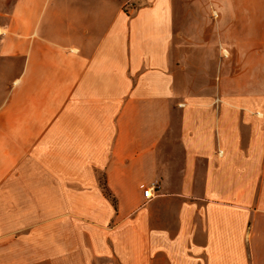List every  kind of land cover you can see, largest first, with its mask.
Returning <instances> with one entry per match:
<instances>
[{
	"label": "crops",
	"instance_id": "0c3cea01",
	"mask_svg": "<svg viewBox=\"0 0 264 264\" xmlns=\"http://www.w3.org/2000/svg\"><path fill=\"white\" fill-rule=\"evenodd\" d=\"M0 264H264V0H0Z\"/></svg>",
	"mask_w": 264,
	"mask_h": 264
},
{
	"label": "built area",
	"instance_id": "2783aa9c",
	"mask_svg": "<svg viewBox=\"0 0 264 264\" xmlns=\"http://www.w3.org/2000/svg\"><path fill=\"white\" fill-rule=\"evenodd\" d=\"M154 186H155V182L151 183L150 185L146 186L143 189L142 193L144 198L149 199L154 195V191H153Z\"/></svg>",
	"mask_w": 264,
	"mask_h": 264
}]
</instances>
